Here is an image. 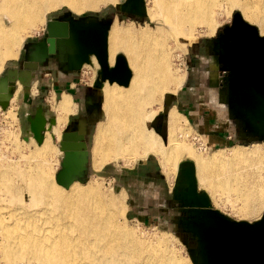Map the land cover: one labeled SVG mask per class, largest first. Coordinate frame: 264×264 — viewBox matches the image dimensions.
I'll return each instance as SVG.
<instances>
[{
	"label": "bare ground",
	"instance_id": "6f19581e",
	"mask_svg": "<svg viewBox=\"0 0 264 264\" xmlns=\"http://www.w3.org/2000/svg\"><path fill=\"white\" fill-rule=\"evenodd\" d=\"M117 1L0 0V15L5 19L0 21V72L5 61L17 57L23 40L38 31L45 13L64 5L79 14L107 4L117 5ZM148 1L152 5L149 16L158 24L156 34L164 35L169 29L185 42L199 35L201 29L213 35L219 16L230 17L237 10L264 36V0ZM132 27L116 26L107 35L110 63L118 51L127 53L124 60L130 76L125 86L106 82L104 87V119L93 143L94 168L158 156L171 172L176 171L180 160H192L198 180L213 197L229 204L239 220H256L264 210L260 146L251 151L235 148L228 155L217 151L205 158L181 140L183 122L175 112L169 114L165 144L149 127L158 112L151 106L161 103L165 94H174L184 82V75L172 70L169 54L162 48L164 40L161 43L152 39L148 29L134 33ZM59 106V117L41 146L27 154L24 147L17 146L23 164L0 159L3 259L16 264H192L173 245L176 240L170 234L148 239L119 224L116 215L122 211L124 193L107 200L108 195L94 182L86 186L76 182L65 190L53 180L48 161L53 152L52 134L60 131L67 114L72 113ZM9 115L17 117L13 110Z\"/></svg>",
	"mask_w": 264,
	"mask_h": 264
},
{
	"label": "rangeland",
	"instance_id": "374dc122",
	"mask_svg": "<svg viewBox=\"0 0 264 264\" xmlns=\"http://www.w3.org/2000/svg\"><path fill=\"white\" fill-rule=\"evenodd\" d=\"M122 1L123 0H118L117 2L120 4ZM118 4H107L106 6L100 7L96 11L87 10L79 14L74 13L70 8L64 5H60L55 10L45 13L44 22L40 25L38 31L23 40L15 59L5 61L3 64V71L0 72V76L3 75L5 70L4 68H8L11 62L18 60L24 44L41 35L44 29V23L47 19L60 13L67 15L68 17L78 19L88 17L89 15H93L95 13L104 16L105 19H109L115 15L108 28L107 35L111 32L116 21L119 23L115 24V27L117 26L119 29H123L128 24H132L134 33H139V31L141 32V29H148L152 34V39H157L161 43L164 40L162 48L164 47V52L169 54L168 58L171 61L170 63L173 65L172 70L174 72L178 71L181 76L184 75L185 80L181 87L174 94L167 93L168 95L166 97L164 96V107L174 105L178 113L186 119L187 124L183 123L184 135L181 137L182 141H184L196 154L205 158H210L214 152H217L216 150H213L216 148H221L219 150H221L223 154L228 155L235 148L251 151V149L254 150L256 146L259 145L262 152L261 157L264 163V142L255 140H239L237 136L234 135V131L232 130L233 127L230 125L231 122L227 117L226 110L223 112L217 108L216 105H214L215 103H213V99H215V91L209 88L206 91L205 87L207 77L214 71L211 69L212 65H216L215 73L221 75L219 83L222 85L225 82L222 77L226 76V73L221 69V64L217 60V53L212 49V42L210 43L208 40L212 41V39L216 36V32H218L221 27L230 23L231 16L228 17L224 14L219 16V24L213 35L208 34L209 32L207 30L201 29L199 35H196L194 39L185 42L176 37L175 32L169 29L167 30V33L164 34L165 36L161 33H158L160 35L156 34V27L158 24L152 21L149 16V9H151L152 5L148 0H142V16L134 14L127 16L125 14L126 10H118ZM233 12H238L240 17L243 19L239 11L233 10L232 13ZM116 16L120 20H118ZM3 18L4 17L0 15L1 22L5 20ZM107 37V62L110 64L108 66H111L112 64L109 60L110 43L107 41ZM190 43V49L187 52H184V48ZM117 54L122 55L124 59L128 58L127 53L123 51H118L116 55ZM97 71L98 65L94 57L90 56L89 63H85L79 71L72 72L75 76L74 82H78L77 84L81 86L91 84V89L94 92L95 105L90 110L88 108L87 110L85 109L86 111H83V107L80 110V114L85 113L87 115V122L86 125L83 126L84 132L82 134L84 136V141L78 150V159L80 160L81 167V172L79 174L80 179L74 176L68 181L69 183L67 182V184H65V186L62 185V187L65 190H69L76 182L83 184L84 186L88 185L90 182H94L98 185L100 191H103V194L108 195L107 200H111L113 198L116 199V197L119 198V196H121L124 192L125 196L123 198L124 205L121 208L122 211L116 215L119 224L133 230L134 232L136 231V233L148 239H154L162 233L170 234L176 240V243L173 245L179 248L180 252L186 255V257H188L191 261L192 256L197 257V243L195 238L193 239L180 230V223L179 221L177 222V220L188 215L184 210V207L181 205L182 202L174 195V190L178 189V187L181 188L180 190L183 194L188 193L189 188L184 175L180 174L176 181V171L171 170V172H168L170 169H168V167L166 169L165 165L160 163L161 159L158 156H150L146 160L137 162L128 163L121 161L116 164L109 163L101 167L100 170H96L94 168V138L97 133L99 123L104 119V106L102 109V104L104 105V95L102 93V89L106 84L102 85V82H107L100 81L99 78H97ZM96 78V83H98V85L92 84V82L95 83ZM76 83L74 87H76ZM20 88L22 87L20 86ZM214 88L218 89L215 86ZM22 94L23 89H20V91H17L14 99L9 103L11 107L10 110H13L15 113L17 112L21 114L22 111L28 110V107L25 104L24 106H26L27 109L20 108V105L22 106L23 102ZM220 94L224 97L225 88H223ZM57 97L58 94L49 93L45 90L42 92V96L34 101V103L42 109V112L46 117V126L52 122L50 106ZM9 104H7L6 107ZM2 111L3 108L0 110V159L5 157L8 161L23 164L22 157L16 151L17 146L20 145L22 148L24 147L25 149H23L26 152L24 153L27 154L30 150H34L35 148L41 146L46 134L42 135L41 141L37 143L31 137V134L27 130L26 126L20 125L17 117H10L9 112L3 115ZM74 113L67 116L66 122L63 126H61L60 131L57 134H52L51 141L53 152L50 157L48 156V161L51 164L53 180L55 173L60 168V161L63 153L62 146L60 144V134L67 127L78 121V119L75 121V118L78 116L74 115ZM199 114L200 118H197ZM168 116V111L162 112L160 110L158 117H156L149 125V127L154 129L156 133L163 138L162 140H164L165 144L168 142L166 131ZM55 117L56 114L54 113L53 120ZM202 119H204V123L202 122ZM52 125L54 124L52 123L47 127L46 133L50 131ZM221 135H224L225 137L227 136L226 139L222 140L220 137ZM31 139L33 142H31ZM182 161H190L192 163L196 188L206 194L211 207L218 210L228 218L239 220L238 216L233 213L229 204L213 197L211 192L207 190L206 185L198 180L197 166L195 163L192 160L187 159L180 160L179 162ZM260 173H262L261 175L264 177V168L260 171ZM111 196L112 198H110ZM2 248L3 243L0 237V264H16L14 261L9 262L3 259L1 256ZM21 264L25 263L22 262Z\"/></svg>",
	"mask_w": 264,
	"mask_h": 264
},
{
	"label": "water",
	"instance_id": "95a60500",
	"mask_svg": "<svg viewBox=\"0 0 264 264\" xmlns=\"http://www.w3.org/2000/svg\"><path fill=\"white\" fill-rule=\"evenodd\" d=\"M141 3L142 0H123L118 10H126L127 16H142ZM93 15L84 19L69 17L67 21L46 20L44 38L32 43L33 48L24 54L22 67L34 68L36 60L56 56L61 50L60 60L66 71L78 70L93 56L100 81L125 86L130 74L122 55L117 54L111 66L107 63L106 37L115 15L101 20ZM208 42H212L221 69L226 73L222 77L224 103L234 135L242 141L264 142V36L238 12H233L230 23L221 27ZM75 45L78 47L71 53L60 48ZM16 81L23 87V97L27 96L24 89L28 88V82L20 79L15 70L6 69L0 76L1 108L8 104ZM27 121L31 137L39 143L45 128L40 110H35ZM83 125L79 119L74 128L61 134L63 156L54 175L57 184L64 185L81 172L78 150L82 146ZM180 174L184 175L189 191L183 194L178 187L174 195L188 215L179 219L180 230L195 238L197 243V257H191L192 264H264V210L252 221L228 218L212 208L206 194L196 188L190 161L179 162L176 181Z\"/></svg>",
	"mask_w": 264,
	"mask_h": 264
},
{
	"label": "flooded vegetation",
	"instance_id": "af4514ba",
	"mask_svg": "<svg viewBox=\"0 0 264 264\" xmlns=\"http://www.w3.org/2000/svg\"><path fill=\"white\" fill-rule=\"evenodd\" d=\"M93 16L96 17L98 20H101V19L104 18V16H101L99 14L93 15ZM68 18L69 17L67 15H64V14L60 13V14H57V15L49 18V19L53 20V21H65V20L67 21ZM82 19H84V18H82ZM44 32H45V29H43V32L41 33V35L39 37H36V38L28 41L27 43H25L23 48H22V52L20 53V56H19L18 60H16L15 62L11 63V65H12L11 69L15 70L17 75L18 74L20 75L19 78L22 79L23 81H27L28 85L30 86L29 89L28 88L24 89V90L28 91L27 97L24 98L22 96L23 97L22 105L24 106V104H25L28 107V110L27 111H22L21 114L16 112L17 120H19L20 124L22 123L21 125H26L27 129L29 128V125L27 124L26 117L31 116L34 113V111L37 110V109L40 110V113L44 117V121H45V124H46V117L44 116V114L42 112V109L34 103L35 100H37L39 97L42 96V92L47 90L46 89V85L48 83H50L52 85L54 83H58V82L60 83L62 81H66V80H71L72 81V80H74V77H75L74 74H68L67 73L66 75H64L63 74V70L60 69V67L62 66L61 65L62 62H60L58 60H60L61 50L60 51L58 50V52H57L55 57L54 56H50V57L45 58V59H43L41 61L36 60L34 62L35 63V67L34 68L26 69V68L22 67V62L24 60V54L25 53L26 54L29 53V51L33 48L32 43L40 41V40H42L44 38ZM73 47L76 49V47H78V46L75 45ZM87 47H89V46H87ZM60 48L65 50L66 47H64V46L61 47L60 46ZM81 49H84V48H81ZM8 68H5V70L8 69ZM211 69H213L214 71L212 73H210L209 76L206 79V83H205L206 91L209 88V89H212V90L218 92L219 95H220V92L224 88V86L219 83V80H221V75H218V74L215 73L216 65H212ZM5 70H4V72H5ZM97 78H98V76H97ZM97 78H96L95 83L92 82V84H96ZM77 83H76V87H74V89L71 91V93L74 95V98H76L75 95L78 92L81 93V101H79V102L77 101L76 102L77 106H76V109H75L76 111H75L74 115H76L78 117L75 118V121H76V119L79 120L81 118L80 121H84V125L83 126H85L86 122H87V115L85 113L84 114H80V110H81L82 107H83V111H86L88 108L90 110L95 105L94 92L91 89V84H89V85L87 84L85 86H83V85L81 86V85H79ZM214 86L216 88H218V89H215ZM19 88H20V85L18 83V84L15 85L13 93L10 96V98L8 99V104L14 99V97H15L17 91L19 90ZM59 96H60V94H59ZM59 96L55 99L56 102L58 101ZM88 98H90V99L92 98V99L91 100L89 99V101H87ZM213 101H215V100L213 99ZM26 106H25V108L27 109ZM10 108L11 107H10V104H9L6 108L3 109L2 114L5 115L6 113H8L10 111ZM0 110H1V107H0ZM50 112H51V115H52L51 124L52 123L54 124L55 119L53 120L54 111L52 110V105L50 106ZM198 116H200V114ZM202 122H204V119H202ZM51 124H49V125H51ZM74 127H75V124H72L69 127H67L65 130H63L62 133L68 132L70 129H72ZM46 128L47 127L45 126V128H44V130L42 132V135L46 131ZM61 134H60V140L62 141ZM83 139H84V136L82 137L80 142H83L84 141ZM88 152H89V147H88ZM74 176L78 177V179H80L79 178L80 177L79 174L78 175H73L72 178ZM179 219L177 220V222L179 221Z\"/></svg>",
	"mask_w": 264,
	"mask_h": 264
},
{
	"label": "crops",
	"instance_id": "0c3cea01",
	"mask_svg": "<svg viewBox=\"0 0 264 264\" xmlns=\"http://www.w3.org/2000/svg\"><path fill=\"white\" fill-rule=\"evenodd\" d=\"M67 20H69V18L67 19ZM119 22H115L114 23V25H113V27H115V24H118ZM113 27H112V29H113ZM190 45H191V43L187 46V47H185L184 48V52H187L189 49H190ZM66 50H65V52H74L75 51V48L73 47L72 48V46H70V48H68V47H66L65 48ZM55 57V56H54ZM58 61H60L61 62V60H58ZM11 63H13V62H11ZM11 63H10V66H8L9 68V70H13V69H11V67H12V65H11ZM85 63H83L81 66H80V68L78 69V70H72V71H66L65 69H64V63L62 62L61 63V67H60V69L61 70H63V74L64 75H66L67 73L68 74H73V73H71V72H74V71H79L80 69H81V67L84 65ZM6 67V66H5ZM5 69V68H4ZM20 75L18 74V77H19ZM184 80H185V77H184ZM19 82L18 81H16V84H18ZM108 83V82H107ZM97 85H98V83H96ZM95 84V85H96ZM103 84H106V82L104 83V82H102V85ZM20 85V84H19ZM21 87H22V85H20ZM74 86H75V82H74V80H66V81H62V82H58V83H54V84H50V83H48L47 85H46V88H47V92H51V93H53V94H58V96H59V94H60V96H59V98H58V101L56 102V100H54L53 101V104H52V109L56 112H54L55 114H56V117H55V122H54V124L56 123V121H57V119H58V117H59V113H58V107H61V106H59V105H62L63 106V108H64V110L65 111H68V112H71L72 111V113H74L73 111H75V110H73V106H74V109H76V106H77V101L79 102V101H81V93H77L76 95H75V97L76 98H74V95L71 93V91L74 89ZM29 85H28V89H29ZM92 87V86H91ZM105 87V86H104ZM104 87H103V89H102V93H103V95H104ZM21 89H23V87L21 88ZM18 91H20V88H19V90ZM27 93H28V91H27ZM168 94H166L165 95V97L167 96ZM165 97H164V99H162L161 100V103H153L152 104V106H151V109L152 110H155V111H158L157 112V114H156V117H158V115H159V112H160V110L162 111V112H165V111H168V115L169 114H171L172 112H175L176 114H178L179 116H180V118H181V120H182V122L184 123V124H187L186 123V119L183 117V116H181L179 113H178V111L176 110V107L174 106V105H169V106H167V107H164L165 105H164V100H165ZM214 97H215V101H213V103H215L214 105H216L217 106V108H219L220 110H222L223 112H225V110H226V108H225V103H224V101H225V95H224V97H223V95L222 94H220L219 95V93L218 92H216L215 91V95H214ZM66 98H68L67 100H66ZM89 99L90 98H88V100L87 101H89ZM92 99V98H91ZM90 99V100H91ZM67 101L69 102L70 101V103L69 104H66L67 103ZM66 102V103H65ZM103 102H104V100H103ZM71 103L72 104H74V105H71ZM57 104V105H56ZM161 104H162V107H161ZM64 105H65V107H64ZM67 106H69V108L67 107ZM71 106H72V108H71ZM153 107V108H152ZM20 108L21 109H25V106H21L20 105ZM54 108H57V109H54ZM68 108V109H67ZM162 108V109H161ZM67 109V110H66ZM102 109H103V104H102ZM11 111V110H10ZM9 111V112H10ZM221 111V112H222ZM72 113H70V114H72ZM58 114V115H57ZM69 113L67 114V116L68 115H70ZM67 116H66V119H67ZM170 116V115H169ZM169 116H168V120H169ZM155 117V118H156ZM197 118H200V116H197ZM26 121H27V117H26ZM167 123H168V121H167ZM204 123V122H203ZM27 124H28V121H27ZM21 125V124H20ZM24 126H26V125H24ZM45 126H46V124H45ZM49 126V125H48ZM48 126H46V127H48ZM27 128V127H26ZM190 128V127H189ZM167 129H168V126H167ZM191 129V128H190ZM28 131H29V128L27 129ZM46 131H47V128H46ZM46 131L44 132V134L43 135H45L46 134ZM167 131V130H166ZM30 132V131H29ZM211 133L213 134V132L211 131ZM227 137V136H226ZM226 137L224 136V135H221V139L222 140H224V139H226ZM162 138V137H161ZM163 139V138H162ZM167 139H168V131H167ZM166 139V140H167ZM164 141V140H163ZM236 147H241V146H236ZM219 149H221V148H216V149H213V150H216V151H221V150H219ZM214 152V151H213ZM124 193V192H123Z\"/></svg>",
	"mask_w": 264,
	"mask_h": 264
}]
</instances>
